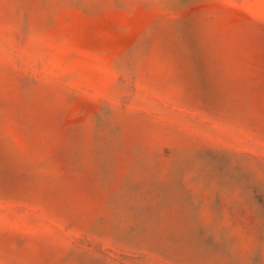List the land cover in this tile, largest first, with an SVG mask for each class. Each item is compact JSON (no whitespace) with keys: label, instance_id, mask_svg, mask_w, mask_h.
I'll return each mask as SVG.
<instances>
[{"label":"rangeland","instance_id":"1","mask_svg":"<svg viewBox=\"0 0 264 264\" xmlns=\"http://www.w3.org/2000/svg\"><path fill=\"white\" fill-rule=\"evenodd\" d=\"M0 264H264V0H0Z\"/></svg>","mask_w":264,"mask_h":264}]
</instances>
